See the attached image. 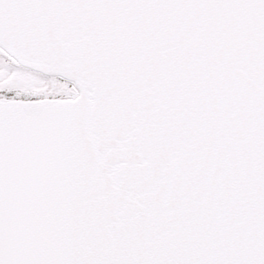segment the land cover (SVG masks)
<instances>
[{
	"label": "snow or ice",
	"instance_id": "obj_1",
	"mask_svg": "<svg viewBox=\"0 0 264 264\" xmlns=\"http://www.w3.org/2000/svg\"><path fill=\"white\" fill-rule=\"evenodd\" d=\"M0 264H264V0H0Z\"/></svg>",
	"mask_w": 264,
	"mask_h": 264
}]
</instances>
